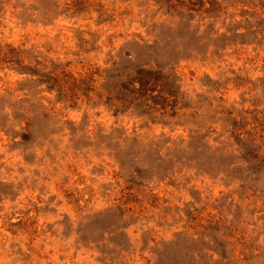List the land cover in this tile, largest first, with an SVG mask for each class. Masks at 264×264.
Masks as SVG:
<instances>
[{
  "label": "rangeland",
  "instance_id": "374dc122",
  "mask_svg": "<svg viewBox=\"0 0 264 264\" xmlns=\"http://www.w3.org/2000/svg\"><path fill=\"white\" fill-rule=\"evenodd\" d=\"M0 264H264V0H0Z\"/></svg>",
  "mask_w": 264,
  "mask_h": 264
}]
</instances>
